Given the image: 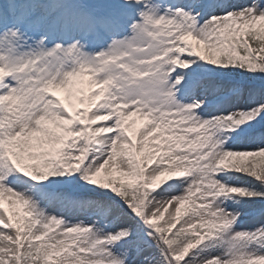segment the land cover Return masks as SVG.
<instances>
[{"label":"snow or ice","instance_id":"snow-or-ice-1","mask_svg":"<svg viewBox=\"0 0 264 264\" xmlns=\"http://www.w3.org/2000/svg\"><path fill=\"white\" fill-rule=\"evenodd\" d=\"M0 264H264V0H0Z\"/></svg>","mask_w":264,"mask_h":264},{"label":"rangeland","instance_id":"rangeland-1","mask_svg":"<svg viewBox=\"0 0 264 264\" xmlns=\"http://www.w3.org/2000/svg\"><path fill=\"white\" fill-rule=\"evenodd\" d=\"M165 217L167 218V213L165 214Z\"/></svg>","mask_w":264,"mask_h":264}]
</instances>
